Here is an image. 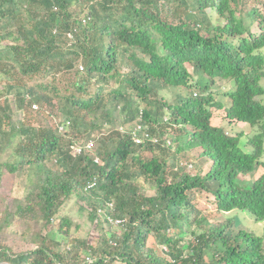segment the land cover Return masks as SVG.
Returning <instances> with one entry per match:
<instances>
[{"label":"trees","instance_id":"trees-1","mask_svg":"<svg viewBox=\"0 0 264 264\" xmlns=\"http://www.w3.org/2000/svg\"><path fill=\"white\" fill-rule=\"evenodd\" d=\"M241 1L197 0L202 20L209 6L225 19L204 27L192 21L198 15L187 0L179 1L184 9L172 11L177 22L162 17L159 0H0V43L6 42L0 75L16 95L13 104L8 96L0 103V157L11 148L0 161V187L4 170L18 176L13 205L0 219V264H76L79 249L88 255L84 264H264V238L238 228L236 220L211 224L195 217L199 228L189 227L191 194L198 190L212 194L219 211L247 210L264 220V172L245 178L264 171V100L258 98L264 93V12L254 7L238 14ZM121 58L126 73L118 70ZM37 74L51 81L23 82ZM221 80H232L233 88L220 91ZM168 87L180 89L173 101L161 95ZM220 93L228 105L217 99ZM54 100L62 119L55 126L33 125V105L40 111ZM217 109L257 132L246 142L244 133L227 134L212 121ZM119 112L124 122L111 129ZM138 122L141 143L133 137ZM99 139L93 152L88 145ZM174 142L177 154L199 149L211 161L209 170L191 175L177 164L168 171ZM159 149L168 151L163 158L142 154ZM142 177L155 181L154 195L139 193ZM73 193L98 235L64 246V254L47 242L51 235L60 248L58 233L70 235L71 219L59 213ZM57 217V231L45 228ZM109 217L125 219L118 234L108 236ZM40 222L45 232H34L38 244L31 251L14 253L3 243L4 228L21 223L29 232ZM187 232L192 239L182 244ZM150 235L169 259L145 249Z\"/></svg>","mask_w":264,"mask_h":264},{"label":"rangeland","instance_id":"rangeland-1","mask_svg":"<svg viewBox=\"0 0 264 264\" xmlns=\"http://www.w3.org/2000/svg\"><path fill=\"white\" fill-rule=\"evenodd\" d=\"M180 0L174 1H168L166 0H159V3L163 5L164 10L162 11L161 15L164 18H167L171 21L177 22V19L175 16L172 15V11L179 7L180 9H184L186 7V4H180ZM189 3V11L193 12L195 16L198 15V18H195V20H192L194 22H201L204 24V27H209L211 25H223L225 23V19L221 18L218 14H215V11L212 7H208L206 9V16L205 20H202L201 17L204 15L203 11H199L197 0H187ZM77 7V6H75ZM257 7L258 9H261V12H264V0H242L239 5L238 14H241V11H246L251 8ZM253 32H258V27L255 24V26L252 28ZM6 42L0 43V46L4 45ZM139 55H143L141 51H138ZM262 52L264 55V47L262 48ZM187 66L192 74H194L192 65L187 63ZM83 66H80L79 68L82 70ZM118 70L121 73H126L128 71V66L125 64V61L123 58L120 59V62L118 64ZM195 75V74H194ZM194 78H197V76H194ZM47 82L51 81L50 75L46 76L44 74H37L33 76H23V82L26 83L27 86L40 83V82ZM6 82L7 79L4 74L0 75V103H4L2 99L5 97H9L8 102L10 104H13V100L16 98L15 92L7 91L6 90ZM8 82H13V80H8ZM110 84L115 85V78L110 79ZM231 81L228 80H221L218 82L217 88L220 89V91H228L232 88ZM234 85V84H233ZM260 85L264 89V77H262L260 81ZM231 87V88H230ZM199 90V89H193ZM180 91V89L177 88H165L161 91V95H164L167 100L173 101L175 98L176 93ZM217 99H222V101L228 105L229 100L223 95L222 93L218 94ZM261 98L264 100V93L261 95ZM59 100H54L53 104H48L46 106H42V109L40 111L38 110V107L35 108V111H32L29 113V116L31 117V123L33 125H39V124H48L49 126H55L57 122H59L62 119V115L60 114L59 106H58ZM50 111V113L48 112ZM168 115V113H167ZM116 123L115 125H111V129L116 127V125L121 124L124 122V114L123 112L116 113ZM16 115L14 116V120L16 121ZM34 118H38L39 121L37 122ZM223 118V111H220L217 113L215 117V123L219 126L226 127V121ZM63 128V126H61ZM237 130H244L241 133L247 132L243 134V141H245V138L253 136L256 132V128H251L250 125L247 124H240L239 126L236 125ZM169 133V132H168ZM169 134H174L173 132H170ZM15 141H18V137L15 138ZM101 139L97 140L95 145L91 148V150L94 152L96 150V147H98L97 152L99 151V145H100ZM175 142L173 145V150L171 151H163V149H159L157 151H144L142 154L145 158H150L153 154L156 156H160L161 158L164 157V154H166L168 158V163L170 166L168 171L171 170V167H175L179 161H189L194 163V169H191L189 172L191 175L193 174H205L211 165V161L209 158L207 159L204 156L200 155L199 149H190L181 152L180 154H177L175 152ZM246 147V146H245ZM248 148V147H247ZM11 154V148H7L3 152H1L0 161H5L9 158ZM99 158V157H98ZM180 169H185V167H182L179 163L177 165ZM53 167V166H51ZM2 168V167H1ZM174 171V170H173ZM263 172L261 168L256 170L255 173H252L251 175H246L245 178L247 180H251L255 175L258 176ZM169 173V172H167ZM170 179L172 176H168ZM18 179V176L11 174L10 172H7L4 170V174L1 177V187H0V219L6 209L11 207L13 205V197L11 195V189L13 187V183L15 180ZM138 185H139V193L144 194L145 196H151L156 193V183L152 178H140L138 179ZM192 197V203L194 204L195 210L192 212L191 217V225L189 226L190 229H197L199 228L196 224L195 217L203 218L204 220L208 221L211 224H218V223H226L228 221L235 222V220L238 222L237 227L243 228L248 231L254 232L255 234L262 236L264 238V220L259 221L256 219V217L250 213L247 210H240V209H233L228 212L219 211L217 209L216 203L214 201V197L212 194L207 193L205 191H193L191 194ZM82 202L81 198L78 197L76 193H73L68 199H66L65 203L62 205L59 217L66 216L69 219H71V225H70V235H66L63 232H59L57 235V238L61 241H63V246L60 248H56V244L51 241V238H53L51 235L49 236V241L47 242V245L53 249L54 251H61L62 253H66L67 249H63V247L68 245H74L77 239L84 240L85 238H88L89 241L93 242L94 238L97 237L98 232L95 228V223H92L89 217V212L84 207H81ZM57 217L54 219V221L46 226L48 230L52 229L54 231H57L59 226L60 218ZM41 228L42 231L45 232L44 228L41 225V222L37 225H30V231L27 232L24 229V225L21 223H14L12 226H9L7 228L3 229L2 234V241L5 245H7L12 252L14 253H26L31 251L37 246V242L33 239L34 232L39 231ZM120 226L110 225L108 226V236L109 234L113 233H119L120 232ZM185 239L182 242V244L187 243L189 239H192V235L190 232H187L184 235ZM190 237V238H189ZM96 243V241H95ZM69 247V246H68ZM120 246L118 247L117 251L119 250ZM153 248L155 253L157 255H161L163 257H166L169 259V256L165 255L163 251H161V246H158L155 243L154 236L150 235L146 241L145 249ZM79 251L77 255V262L76 264H84V257L87 256V252L85 250H76ZM72 251V252H76ZM76 255L73 253V256ZM110 264H125V262H122L118 259H112L110 261Z\"/></svg>","mask_w":264,"mask_h":264},{"label":"clouds","instance_id":"clouds-1","mask_svg":"<svg viewBox=\"0 0 264 264\" xmlns=\"http://www.w3.org/2000/svg\"><path fill=\"white\" fill-rule=\"evenodd\" d=\"M87 19H89V18H87ZM84 22H86V21H84ZM231 85H232V88H233V81L231 80ZM231 88V87H230ZM258 98H260L261 100H263L262 98H261V96L260 97H258ZM34 105H36V107H34ZM33 105V108H37L38 107V105L37 104H34ZM220 111H223V115H224V117L225 118H223L224 120H227L226 121V127H223L224 129H225V131H226V133L227 134H235V133H238V132H243L244 130H237L236 129V125L237 126H239L240 124L242 125H244V124H247V125H249L248 123H246V122H241V121H233V122H230V120L229 119H227L226 118V113H225V110L224 109H217L216 111H215V113H214V116H213V119H212V121H213V123L215 124V125H217V126H219L218 124H216L215 123V117H216V115H217V113L218 112H220ZM251 126V125H250ZM219 127H222V126H219ZM251 128H252V130H253V127L251 126ZM141 129H142V124H140L139 122L133 127V137H134V140H136V136L138 137V138H140L141 139V136L139 135V133H140V131H141ZM245 133H247V132H244V134ZM146 135H147V133H146ZM242 139H244L243 138V136H242ZM153 140L154 141H157L158 140V138L156 137V136H154L153 137ZM141 141H142V139L140 140V142H137V143H141ZM90 143H93V146L95 145V143L92 141V142H90ZM89 143V144H90ZM73 146H75V145H73ZM73 146H72V149H73ZM80 146V145H79ZM93 146H91V147H89V145H88V148H92ZM248 147V148H247ZM252 148V146L250 145V144H248V145H246V147H245V149L246 150H250ZM73 151H74V149H73ZM75 152V151H74ZM179 163L181 164V166L182 167H186L185 169H187V171H191V169H194V163L193 162H189V161H179ZM178 163V164H179ZM259 169V168H258ZM264 172V171H263ZM254 177H258V176H254ZM253 177V178H254ZM252 178V179H253ZM114 218V217H113ZM114 219H120V218H114ZM122 220H124V222H125V219H122ZM124 224V223H123ZM123 224H120V225H115V226H121V227H123ZM110 225H114V224H112V223H108L107 224V228H108V226H110ZM112 243H113V241H112ZM87 258H88V255H87Z\"/></svg>","mask_w":264,"mask_h":264},{"label":"built area","instance_id":"built-area-1","mask_svg":"<svg viewBox=\"0 0 264 264\" xmlns=\"http://www.w3.org/2000/svg\"><path fill=\"white\" fill-rule=\"evenodd\" d=\"M34 107H36V105H34ZM140 138H138L137 136H136V141L137 142H140ZM91 146H93V143H90L89 144V147H91ZM73 149H74V151L76 152V153H80L81 152V150H82V148H81V146H79V145H75V146H73ZM109 223H112V224H114V225H120V224H123L124 223V220H122V219H114L113 217H109Z\"/></svg>","mask_w":264,"mask_h":264}]
</instances>
